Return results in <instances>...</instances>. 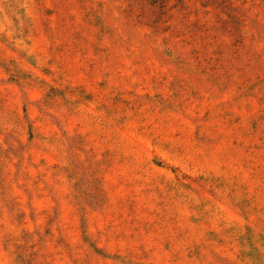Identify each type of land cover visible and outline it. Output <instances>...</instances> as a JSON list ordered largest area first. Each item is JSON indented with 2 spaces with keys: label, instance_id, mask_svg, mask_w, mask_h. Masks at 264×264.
Listing matches in <instances>:
<instances>
[{
  "label": "rangeland",
  "instance_id": "obj_1",
  "mask_svg": "<svg viewBox=\"0 0 264 264\" xmlns=\"http://www.w3.org/2000/svg\"><path fill=\"white\" fill-rule=\"evenodd\" d=\"M0 264H264V0H0Z\"/></svg>",
  "mask_w": 264,
  "mask_h": 264
}]
</instances>
